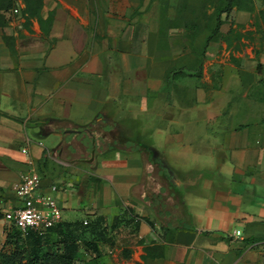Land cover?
<instances>
[{"label": "crops", "instance_id": "crops-1", "mask_svg": "<svg viewBox=\"0 0 264 264\" xmlns=\"http://www.w3.org/2000/svg\"><path fill=\"white\" fill-rule=\"evenodd\" d=\"M162 6L0 0V210L35 172L62 211L44 251L69 239L77 263L264 264V0H233L205 48L211 31L173 43L187 27L166 31ZM110 109L114 146L77 160L63 130Z\"/></svg>", "mask_w": 264, "mask_h": 264}, {"label": "trees", "instance_id": "trees-1", "mask_svg": "<svg viewBox=\"0 0 264 264\" xmlns=\"http://www.w3.org/2000/svg\"><path fill=\"white\" fill-rule=\"evenodd\" d=\"M233 0H223V6L218 8L216 10V23L211 31V35L205 40V44L203 48H205L207 42L211 40V36L218 30L220 20H219V14L221 12H228L230 7L232 6ZM203 55V52L201 53ZM93 125L95 123H90L87 125H72L67 126L65 130H63V133L65 135L66 139H70L74 134L77 136L78 139H80L82 146H83V152L82 155L85 154V157L78 158L77 160L83 161L87 160L89 164H94L95 156L98 154H102L107 149L114 146L113 141L107 140L104 135L101 133H98L94 128ZM117 144V143H116ZM126 145H130L131 142L126 141ZM3 218V211L0 210V219ZM59 224V223H58ZM57 224V225H58ZM55 225L54 227H56ZM54 227L48 229L44 233H37L35 231H29L26 234V240H25V248L19 249L18 248V240H14L13 244V251L7 253L0 252V264H15V259L18 257H28L27 261L28 264H71L72 262H75L76 259H74L73 253L76 252L77 247L75 244H70L69 239L64 240L63 246L55 248H50L48 251L43 250L45 238L47 237V233L50 232L51 229ZM14 230L15 238L20 237L22 235L18 230L11 228L5 232V240L2 245V248L4 245L9 244L12 236L11 230ZM1 248V249H2ZM0 249V250H1ZM92 259H89L88 263Z\"/></svg>", "mask_w": 264, "mask_h": 264}, {"label": "rangeland", "instance_id": "rangeland-1", "mask_svg": "<svg viewBox=\"0 0 264 264\" xmlns=\"http://www.w3.org/2000/svg\"><path fill=\"white\" fill-rule=\"evenodd\" d=\"M162 13L165 12V9L172 8L174 13V20L165 21L164 28L168 31L171 27H176L180 25H186L187 27V36L185 39L184 36L177 35L173 43H176L178 46L183 44H189L190 42H195V36L199 33H205L212 31L216 23V10L220 8L223 4V0H162ZM184 37V38H183ZM116 109L104 110L103 115H108L107 118H102L98 121H94L95 125L93 128L101 134H103L107 139L113 140L117 139L120 135L117 129L115 128L113 117L116 113ZM109 127V128H106ZM82 148V145H80ZM157 185L161 182L157 181L154 184ZM152 183V185H154ZM151 186V184H150ZM5 232L7 231L5 227ZM12 236L10 237L11 241L9 244L4 245L0 250L2 253H9L13 251V242L15 239L18 240V248H25L26 234L20 235V237L15 238V231L12 229ZM119 249V247H118ZM109 257H96L92 259L90 264H109L106 262L105 258L109 260L117 258V264H120L122 259L126 257H120V254L117 252L116 257H112V253L108 254ZM28 257L22 256L15 259V264H28ZM89 259L83 263L72 262L71 264H89Z\"/></svg>", "mask_w": 264, "mask_h": 264}, {"label": "built area", "instance_id": "built-area-1", "mask_svg": "<svg viewBox=\"0 0 264 264\" xmlns=\"http://www.w3.org/2000/svg\"><path fill=\"white\" fill-rule=\"evenodd\" d=\"M13 9V13H17ZM40 177L35 172H24L13 185V205L3 211L6 229L14 228L22 235L29 231L39 234L46 232L61 222L62 211L57 199L51 193L39 191ZM50 190L57 191L56 185ZM86 223V222H84ZM233 238H240V232L234 231Z\"/></svg>", "mask_w": 264, "mask_h": 264}]
</instances>
